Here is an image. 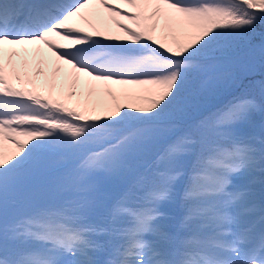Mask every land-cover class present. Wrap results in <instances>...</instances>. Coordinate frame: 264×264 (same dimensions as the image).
Returning <instances> with one entry per match:
<instances>
[{
	"label": "snow or ice",
	"instance_id": "snow-or-ice-1",
	"mask_svg": "<svg viewBox=\"0 0 264 264\" xmlns=\"http://www.w3.org/2000/svg\"><path fill=\"white\" fill-rule=\"evenodd\" d=\"M258 23L264 0H0V208L47 155H78L81 181L115 170L150 138L189 74L226 38L254 32ZM61 73L67 94L56 83ZM256 107L241 98L199 127L227 138ZM194 143L185 134L162 158L193 154ZM255 153L231 140L196 154L184 189L185 234L170 250L146 239L167 238L159 205L180 173L163 172L140 206L113 207L114 220L129 218L119 229L86 224L66 207H42L11 224L0 212V240L13 241L0 244V264H264V220L257 230L245 219L251 209H238L248 193L232 190V177L256 165ZM101 235L120 243L106 249L95 239Z\"/></svg>",
	"mask_w": 264,
	"mask_h": 264
},
{
	"label": "trees",
	"instance_id": "trees-1",
	"mask_svg": "<svg viewBox=\"0 0 264 264\" xmlns=\"http://www.w3.org/2000/svg\"><path fill=\"white\" fill-rule=\"evenodd\" d=\"M202 63L205 65L203 69L189 74L176 104L160 122L152 126L150 138L129 150L115 170L105 173L108 180L104 186H100L98 192L92 193L91 186L86 184L96 175L83 181L77 178L78 155H47L9 191L0 208L3 221L11 224L38 210L22 200L19 189L55 179L68 190L57 195L58 199L49 207H66L71 209L72 214L85 215L84 222L89 225L109 230L119 229L127 226L129 218L124 216L126 222L122 221L124 217L114 220L111 213L118 202L123 201L125 206L136 208L143 203L146 193L161 185L159 173H180L168 200L169 206H165L171 213L168 218L172 217L175 221L174 228L165 232L169 238L181 229L179 216L185 209L184 189L196 154L202 150L206 154L212 144L229 143L231 140L255 148L257 163L241 181L246 180V186L256 181L259 186L254 193H264V23H258L254 32L244 36L226 38L212 57ZM241 98L254 100L257 107L246 120L235 124L228 131L227 138L217 135L213 129L199 127L201 122ZM185 134H190L195 141L193 154L177 160L162 158L168 146ZM102 198L107 202L106 209L91 213L94 204L100 203ZM255 202L264 207V195L259 196ZM245 219L261 227L264 215L250 211L245 214ZM96 239L103 242L107 249L118 238L114 235H101ZM0 244L6 248L13 247L11 240H0ZM99 254L105 255L108 252Z\"/></svg>",
	"mask_w": 264,
	"mask_h": 264
},
{
	"label": "rangeland",
	"instance_id": "rangeland-1",
	"mask_svg": "<svg viewBox=\"0 0 264 264\" xmlns=\"http://www.w3.org/2000/svg\"><path fill=\"white\" fill-rule=\"evenodd\" d=\"M49 67L50 66H48V67L45 68V71H46V74H47V79H49V77L52 78V71H50V69H48ZM41 79H43V77ZM65 82H66V79H65ZM64 92H65V94L67 93L66 91H64ZM105 99H108V98L105 97ZM248 173H249V171H246V172H244L242 174L234 175L232 177V185H233L232 190H234V191L235 190H243V191L247 192L249 196H247L246 202L243 205H245L246 203L252 202V206H250V208H248V209H251L253 211H257V213H259V211H260L259 210V205H257L255 203V201H254L256 198H258V196L261 197L262 194L264 195V193H260V194L259 193H254L255 191L258 190L257 189V186H259V185L256 183V181H252V182H249L247 184V187L246 188H244L238 182V180H240L242 178H245V175H247ZM107 180L108 179H107V176H106L105 173H98V174H96V176H95L94 179L90 180L86 184L88 186H91V192L93 193V192H98V190L100 189V186L101 185L104 186L105 183L107 182ZM67 190L68 189H67L66 186H64V185L63 186H60L58 188L57 192H56V198L55 199L57 200L58 199V196L61 195V194H63V193H65ZM57 194H58V196H57ZM166 205L169 206L168 200L161 202L160 205H159V210H160V212L162 214L161 220H160L159 223L161 225V230L164 233L166 231H171L172 228H174L173 225H174V222H175V221L172 220L173 219L172 217L171 218H168V215H170L171 213L168 212L167 208L165 207ZM243 205H241L239 207V209H238L241 213H243V209H244V207H242ZM106 206H107V202H105L104 198H102V200L100 201V203L94 204L93 208L90 211H91V213H95V212H98V210H100V211L101 210H105L106 209ZM163 206H164V208H163ZM182 213L183 214L179 216L180 219H182V217L184 216L185 209H184V211ZM122 221L123 222H126L127 219L124 217L122 219ZM128 222H129V220H128ZM146 239H148L150 241L157 242L161 250H169V245H170L169 243L170 242L167 243L166 240L163 241L162 239H159L156 236H152V235L147 236ZM119 243H120V240L119 239H115L113 241L112 245H118ZM96 258H97V255H96Z\"/></svg>",
	"mask_w": 264,
	"mask_h": 264
},
{
	"label": "water",
	"instance_id": "water-1",
	"mask_svg": "<svg viewBox=\"0 0 264 264\" xmlns=\"http://www.w3.org/2000/svg\"><path fill=\"white\" fill-rule=\"evenodd\" d=\"M57 185L58 184L56 182H52L43 185L31 186L26 188L22 195L27 202L35 205L36 207H46L51 204Z\"/></svg>",
	"mask_w": 264,
	"mask_h": 264
}]
</instances>
